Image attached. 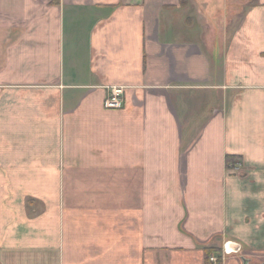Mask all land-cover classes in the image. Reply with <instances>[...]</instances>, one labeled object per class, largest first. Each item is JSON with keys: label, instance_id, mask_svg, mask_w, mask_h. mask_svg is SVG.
Here are the masks:
<instances>
[{"label": "crops", "instance_id": "0c3cea01", "mask_svg": "<svg viewBox=\"0 0 264 264\" xmlns=\"http://www.w3.org/2000/svg\"><path fill=\"white\" fill-rule=\"evenodd\" d=\"M233 249L264 253V0H0V264Z\"/></svg>", "mask_w": 264, "mask_h": 264}, {"label": "built area", "instance_id": "2783aa9c", "mask_svg": "<svg viewBox=\"0 0 264 264\" xmlns=\"http://www.w3.org/2000/svg\"><path fill=\"white\" fill-rule=\"evenodd\" d=\"M123 88L113 87L110 89L109 94L105 99V107L108 109H119L123 106ZM211 264H225L224 257L216 254L209 256Z\"/></svg>", "mask_w": 264, "mask_h": 264}, {"label": "rangeland", "instance_id": "374dc122", "mask_svg": "<svg viewBox=\"0 0 264 264\" xmlns=\"http://www.w3.org/2000/svg\"><path fill=\"white\" fill-rule=\"evenodd\" d=\"M228 1L230 4H233V5H234V2H236V5L240 4V2H246V0H228ZM249 1H252V0H247V2ZM234 255L236 257L237 264H243L242 257L249 258L250 264H264V253H246L245 251H242V252L239 251V253L237 252V254H234Z\"/></svg>", "mask_w": 264, "mask_h": 264}, {"label": "water", "instance_id": "95a60500", "mask_svg": "<svg viewBox=\"0 0 264 264\" xmlns=\"http://www.w3.org/2000/svg\"><path fill=\"white\" fill-rule=\"evenodd\" d=\"M234 251L238 252V249H233ZM243 264H250V259L246 257H242Z\"/></svg>", "mask_w": 264, "mask_h": 264}, {"label": "trees", "instance_id": "16d2710c", "mask_svg": "<svg viewBox=\"0 0 264 264\" xmlns=\"http://www.w3.org/2000/svg\"><path fill=\"white\" fill-rule=\"evenodd\" d=\"M232 159H234V158H228V162H231V160ZM212 252H216V249H208V251H207V253H208V255L210 254V253H212Z\"/></svg>", "mask_w": 264, "mask_h": 264}, {"label": "bare ground", "instance_id": "6f19581e", "mask_svg": "<svg viewBox=\"0 0 264 264\" xmlns=\"http://www.w3.org/2000/svg\"><path fill=\"white\" fill-rule=\"evenodd\" d=\"M231 251H233V250H231Z\"/></svg>", "mask_w": 264, "mask_h": 264}]
</instances>
